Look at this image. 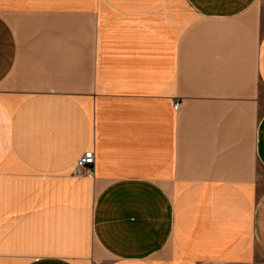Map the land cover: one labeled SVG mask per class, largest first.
Returning a JSON list of instances; mask_svg holds the SVG:
<instances>
[{"label":"crops","instance_id":"0c3cea01","mask_svg":"<svg viewBox=\"0 0 264 264\" xmlns=\"http://www.w3.org/2000/svg\"><path fill=\"white\" fill-rule=\"evenodd\" d=\"M0 264H264V0H0Z\"/></svg>","mask_w":264,"mask_h":264},{"label":"built area","instance_id":"2783aa9c","mask_svg":"<svg viewBox=\"0 0 264 264\" xmlns=\"http://www.w3.org/2000/svg\"><path fill=\"white\" fill-rule=\"evenodd\" d=\"M175 108H178V104L175 103ZM94 164H95V155L92 150L85 152L79 159L76 164V171L80 174H84L88 177H94Z\"/></svg>","mask_w":264,"mask_h":264},{"label":"rangeland","instance_id":"374dc122","mask_svg":"<svg viewBox=\"0 0 264 264\" xmlns=\"http://www.w3.org/2000/svg\"><path fill=\"white\" fill-rule=\"evenodd\" d=\"M261 170H259V172H260Z\"/></svg>","mask_w":264,"mask_h":264},{"label":"bare ground","instance_id":"6f19581e","mask_svg":"<svg viewBox=\"0 0 264 264\" xmlns=\"http://www.w3.org/2000/svg\"><path fill=\"white\" fill-rule=\"evenodd\" d=\"M165 5V4H164Z\"/></svg>","mask_w":264,"mask_h":264}]
</instances>
